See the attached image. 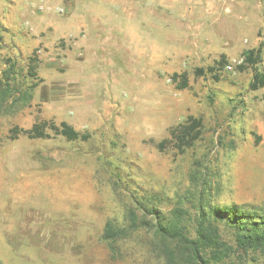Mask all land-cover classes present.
<instances>
[{
	"label": "rangeland",
	"instance_id": "374dc122",
	"mask_svg": "<svg viewBox=\"0 0 264 264\" xmlns=\"http://www.w3.org/2000/svg\"><path fill=\"white\" fill-rule=\"evenodd\" d=\"M260 45L264 72V0H0V71H17L0 113V262L165 264L156 224L194 237L200 210H264V90L236 70ZM189 116L201 133L181 152L171 132ZM34 123L88 139L10 138ZM130 211L139 228L105 241Z\"/></svg>",
	"mask_w": 264,
	"mask_h": 264
},
{
	"label": "trees",
	"instance_id": "16d2710c",
	"mask_svg": "<svg viewBox=\"0 0 264 264\" xmlns=\"http://www.w3.org/2000/svg\"><path fill=\"white\" fill-rule=\"evenodd\" d=\"M262 46L256 49H248L242 52V62L236 66L237 71H243L250 67L253 69L252 80L249 84L251 91L264 90V72L260 70ZM31 61V59H30ZM219 67L227 64L224 57L216 63ZM30 69V68H29ZM15 67L10 64L6 69L0 71V113L3 105L16 93L14 81L16 78ZM212 73L213 67L206 70L196 69L195 74L202 76L204 73ZM30 78L36 76L35 67H32L28 75ZM172 80L179 81L178 89L187 88L185 74L174 73ZM217 78V77H216ZM36 85H31L25 91H20L18 99L26 104L31 98V90ZM51 129L55 134L62 136L68 141L87 140V135H80L66 123L59 125L34 123L30 129L14 128L11 132V139L19 135H25L31 139H46L49 134L46 128ZM202 121L192 116L174 128L171 138L176 148L181 152L193 146L199 140ZM127 224L118 227L112 222H107L103 230L105 241H114L129 235L128 231L139 228L138 218L133 211L126 215ZM218 224H222L230 232V237L225 239L219 230ZM155 228V246L163 257L165 264H234L248 253H260L264 255V210L244 211L234 208L227 211H217L210 216L204 210H200L194 228V237L183 232L175 224L158 223ZM157 242V243H156ZM0 264H2L0 262Z\"/></svg>",
	"mask_w": 264,
	"mask_h": 264
},
{
	"label": "built area",
	"instance_id": "2783aa9c",
	"mask_svg": "<svg viewBox=\"0 0 264 264\" xmlns=\"http://www.w3.org/2000/svg\"><path fill=\"white\" fill-rule=\"evenodd\" d=\"M227 69H228V70H231V66H230V65H228V66H227Z\"/></svg>",
	"mask_w": 264,
	"mask_h": 264
},
{
	"label": "crops",
	"instance_id": "0c3cea01",
	"mask_svg": "<svg viewBox=\"0 0 264 264\" xmlns=\"http://www.w3.org/2000/svg\"><path fill=\"white\" fill-rule=\"evenodd\" d=\"M112 30H113V29H111V32H112ZM111 32H110V33H111ZM118 32H121V30H118ZM103 48H104V47H103Z\"/></svg>",
	"mask_w": 264,
	"mask_h": 264
}]
</instances>
